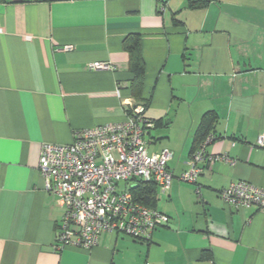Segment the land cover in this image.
<instances>
[{"label": "crops", "instance_id": "crops-1", "mask_svg": "<svg viewBox=\"0 0 264 264\" xmlns=\"http://www.w3.org/2000/svg\"><path fill=\"white\" fill-rule=\"evenodd\" d=\"M141 36L149 153L170 149L169 216L151 242L104 233L55 250L65 209L39 173L44 143L126 120L133 97L123 41ZM66 47H72L66 51ZM109 62L113 70H90ZM210 155L190 169L205 115ZM264 0H0V264H264V207L226 205L232 183L264 189ZM199 190V191H198Z\"/></svg>", "mask_w": 264, "mask_h": 264}, {"label": "built area", "instance_id": "built-area-1", "mask_svg": "<svg viewBox=\"0 0 264 264\" xmlns=\"http://www.w3.org/2000/svg\"><path fill=\"white\" fill-rule=\"evenodd\" d=\"M71 50L66 47V51ZM88 68L109 71L114 66L95 62ZM154 127L155 123L146 117L144 105H131L122 123L83 130L70 145L43 144L39 173L45 190L53 193L65 209L55 250H91L104 233L123 234L149 243L158 228L170 224L169 216L135 201L131 192L139 182L156 184L162 195H168L171 189L173 175L168 163L173 152L148 151L147 136ZM211 141L209 136L193 155L190 169L180 177L182 182L198 186L202 165H235L236 161L226 155L208 154L206 146ZM257 148L264 149V134L258 138ZM220 197L236 209L264 207V189L249 182L230 184Z\"/></svg>", "mask_w": 264, "mask_h": 264}, {"label": "trees", "instance_id": "trees-1", "mask_svg": "<svg viewBox=\"0 0 264 264\" xmlns=\"http://www.w3.org/2000/svg\"><path fill=\"white\" fill-rule=\"evenodd\" d=\"M124 50L129 56L130 70L133 74V80L131 82V89L133 97L139 102L137 105H144L146 110L148 108L147 100H142L144 79H145V63L141 52V36L139 34L128 35L124 41ZM131 106L127 108L130 111ZM217 119L215 114L208 112L205 115L201 128L198 131L196 137V149L194 154L197 152L198 148L206 141V139L211 136V125L213 121ZM193 154V155H194ZM158 187L154 183H143L139 182L137 186L131 189L132 195L135 201L151 208H155V202L157 197Z\"/></svg>", "mask_w": 264, "mask_h": 264}, {"label": "rangeland", "instance_id": "rangeland-1", "mask_svg": "<svg viewBox=\"0 0 264 264\" xmlns=\"http://www.w3.org/2000/svg\"><path fill=\"white\" fill-rule=\"evenodd\" d=\"M130 185V184H129ZM124 186V185H123ZM123 186L122 187H120L122 190H123Z\"/></svg>", "mask_w": 264, "mask_h": 264}]
</instances>
